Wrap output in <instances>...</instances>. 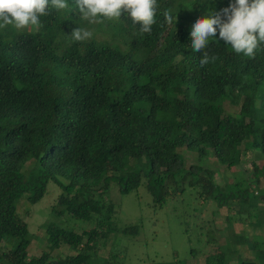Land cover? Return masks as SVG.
<instances>
[{"label": "trees", "instance_id": "1", "mask_svg": "<svg viewBox=\"0 0 264 264\" xmlns=\"http://www.w3.org/2000/svg\"><path fill=\"white\" fill-rule=\"evenodd\" d=\"M67 3V9L41 17L42 27L0 28V245L9 246L0 262L92 264L105 258L108 264L101 246L115 233L139 231L137 225L120 229L117 205L104 198L114 179L128 193L145 176L161 206L168 188L189 180L206 198H217L219 206L232 210L238 201L241 220L255 225L252 211L243 206L251 190L241 187L243 181L221 186L203 163L187 170L178 149L197 151L202 162L212 154L229 169L241 163L243 145L264 155V45L249 58L209 38L207 51L216 59L201 66V54L190 47V30L193 21L208 14L212 0H157L151 35L140 34L139 23L127 15L90 24L73 0ZM228 3L215 0L214 9ZM168 9L177 23L165 22ZM76 27L92 37L74 42ZM226 102L239 111L226 113ZM32 159L38 161L25 182L23 169ZM254 165L260 183L264 171ZM50 180L62 187L57 211L94 219L96 226L76 232L49 224L50 251L29 257L30 226L18 215V203L28 190L27 199L39 201ZM225 190L234 192L226 196ZM63 244L77 252L54 258L51 251ZM249 246L264 262L257 240ZM221 249L205 264H229Z\"/></svg>", "mask_w": 264, "mask_h": 264}, {"label": "rangeland", "instance_id": "2", "mask_svg": "<svg viewBox=\"0 0 264 264\" xmlns=\"http://www.w3.org/2000/svg\"><path fill=\"white\" fill-rule=\"evenodd\" d=\"M224 107L226 113L236 114L239 111V107L230 102L224 103ZM241 149V163L230 169L220 164L212 154L202 162L197 151L184 147L179 148L178 152L184 158L187 170L191 165L203 163L214 170L215 181L221 186L243 181L241 187L251 189L246 191L247 198L243 206L248 213L252 211L251 216L255 217L251 220L256 221L255 225L250 224L249 220H241L238 201H234L232 210L219 206L217 198H206L202 187L191 185L189 180L168 188L169 194L161 206L148 189L145 176L140 186L128 193L122 192L120 184L114 179L109 183L104 198L109 197L117 205V225L120 229L137 225L139 231L137 234H113L109 242L101 246V256L108 257V264H205L208 255L222 248L230 260L229 264H239L243 260L264 264L249 246L254 239L257 240L256 248L264 250V176L260 178V183H256L254 175V162L264 171V155L259 148L251 145H243ZM36 161L32 159L25 165V182L30 180ZM134 167L133 164L132 169ZM140 167L147 169L144 164ZM60 180L68 183L65 178ZM168 183L174 184L171 180ZM230 192L234 191H224L226 196L231 195ZM61 193V185L50 180L46 193L39 201L32 203L27 199L30 190L20 199L17 213L28 222L31 231L29 257H38L44 251H50L46 231L49 224L76 232L96 226L94 219L83 220L68 212L59 213L57 210L60 206L57 203ZM94 196L101 199L100 194L94 192ZM15 242L16 239L11 245ZM8 249L9 246L2 243L0 255ZM76 252L63 244L60 249L51 251V254L58 258ZM104 262L105 258L92 260V264ZM0 264H4V261Z\"/></svg>", "mask_w": 264, "mask_h": 264}, {"label": "clouds", "instance_id": "3", "mask_svg": "<svg viewBox=\"0 0 264 264\" xmlns=\"http://www.w3.org/2000/svg\"><path fill=\"white\" fill-rule=\"evenodd\" d=\"M75 9L90 24L102 23L127 15L134 25L139 23L140 34L151 35L156 23L159 5L157 0H73ZM208 14L195 20L190 30V47L200 53L201 66L216 59L207 51L209 38L228 45L236 54L255 58L257 50L264 45V0H229L228 6L216 11L215 0ZM69 7L67 0H0V28L9 25L16 29L28 26L42 27L41 17L52 11ZM167 24L177 23L171 9L163 12ZM93 33L76 27L71 31L74 42L90 39Z\"/></svg>", "mask_w": 264, "mask_h": 264}]
</instances>
